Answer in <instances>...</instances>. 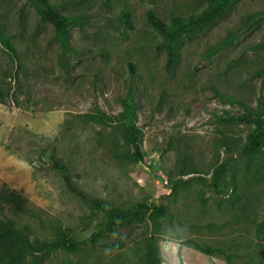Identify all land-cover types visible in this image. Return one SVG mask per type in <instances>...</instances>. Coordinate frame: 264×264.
Returning a JSON list of instances; mask_svg holds the SVG:
<instances>
[{
    "label": "rangeland",
    "instance_id": "rangeland-1",
    "mask_svg": "<svg viewBox=\"0 0 264 264\" xmlns=\"http://www.w3.org/2000/svg\"><path fill=\"white\" fill-rule=\"evenodd\" d=\"M50 2L68 20L63 40L36 0H0V223L33 247L81 244L18 246L19 264H142L150 226L90 242L106 226L94 202L163 206L161 264L170 242L186 245L182 264H264V144L247 152L254 128L231 121L247 110L264 116V0H235L185 34L169 72L165 38L146 13L167 23L201 13L206 0ZM128 124L140 133L141 162Z\"/></svg>",
    "mask_w": 264,
    "mask_h": 264
},
{
    "label": "trees",
    "instance_id": "trees-1",
    "mask_svg": "<svg viewBox=\"0 0 264 264\" xmlns=\"http://www.w3.org/2000/svg\"><path fill=\"white\" fill-rule=\"evenodd\" d=\"M235 0H206L208 7L199 14H190L187 16H172L167 23L158 19L151 11L146 13V22L152 30L162 35L165 40L163 47L166 52L165 68L169 72L174 69L179 58V45L182 37L196 29L210 24L216 19L225 9H227ZM40 7L41 16L49 22L57 35L63 40L66 34L67 18L59 13L50 0H36ZM119 20L127 30H132L131 13L129 11H121ZM8 51L15 53L13 47L8 40L2 39ZM128 68L132 74L135 73V66L132 63L128 64ZM264 76V69L262 70ZM261 104L264 107V93L261 97ZM231 121L252 126L254 129L249 137L245 150L250 153L257 152L264 144V116L256 114L253 110H247L243 115L232 118ZM125 137L128 144L131 146L133 153L132 157L141 162L144 160V155L140 148V133L138 129L128 124L125 127ZM229 162L226 161L218 166V178H221L228 170ZM96 206L102 209L106 219L105 230L92 236L89 241L95 242L103 235H110L119 229L127 228L145 222L150 226L151 232L146 237L144 243V255L141 259L142 264H161L162 259L159 255L155 232L164 219L169 218L166 209L163 206L148 207L145 204H137L131 209L112 208L100 203L94 202ZM79 242L70 240H58L52 243L42 244L33 247L29 241L18 234L10 224L0 223V264H19L23 255L18 246L24 247L27 251L41 253L44 251L64 250L74 252L78 249ZM196 249L206 255H212L215 250L201 245H196Z\"/></svg>",
    "mask_w": 264,
    "mask_h": 264
},
{
    "label": "clouds",
    "instance_id": "clouds-1",
    "mask_svg": "<svg viewBox=\"0 0 264 264\" xmlns=\"http://www.w3.org/2000/svg\"><path fill=\"white\" fill-rule=\"evenodd\" d=\"M186 245L181 246L180 243L170 242L167 248L162 249L166 254L170 256V264H182L181 256Z\"/></svg>",
    "mask_w": 264,
    "mask_h": 264
}]
</instances>
